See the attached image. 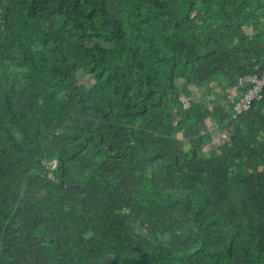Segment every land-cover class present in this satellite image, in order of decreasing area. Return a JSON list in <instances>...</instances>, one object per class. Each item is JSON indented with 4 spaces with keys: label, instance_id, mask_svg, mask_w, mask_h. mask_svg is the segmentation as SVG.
Wrapping results in <instances>:
<instances>
[{
    "label": "trees",
    "instance_id": "trees-1",
    "mask_svg": "<svg viewBox=\"0 0 264 264\" xmlns=\"http://www.w3.org/2000/svg\"><path fill=\"white\" fill-rule=\"evenodd\" d=\"M263 62L264 0H0V264H264Z\"/></svg>",
    "mask_w": 264,
    "mask_h": 264
},
{
    "label": "built area",
    "instance_id": "built-area-1",
    "mask_svg": "<svg viewBox=\"0 0 264 264\" xmlns=\"http://www.w3.org/2000/svg\"><path fill=\"white\" fill-rule=\"evenodd\" d=\"M255 69V73L238 78L235 86L239 91L238 96L235 94L232 100L224 105L230 118H235L237 115L246 112L254 101L263 97L264 62L262 67L256 66Z\"/></svg>",
    "mask_w": 264,
    "mask_h": 264
},
{
    "label": "rangeland",
    "instance_id": "rangeland-1",
    "mask_svg": "<svg viewBox=\"0 0 264 264\" xmlns=\"http://www.w3.org/2000/svg\"><path fill=\"white\" fill-rule=\"evenodd\" d=\"M91 82V78L88 74H84V73H79V83L80 84H84V85H89ZM206 89H209V86L206 85ZM179 87H182V85H179ZM211 91H214L216 93L221 94V98L218 97L219 102H221L220 104L222 106L228 104L233 96L235 95V93L232 91L230 92L228 89H225L224 86L222 84L220 85H216V86H212L211 87ZM216 97V94H207V93H202L199 96L198 101L195 102L194 106L201 108V109H205L207 106H209L212 102H213V98ZM210 130H213V143L214 146H205L202 150V154L204 156H208L211 155L213 153H218L219 152V146L220 143L222 142V139L224 137V131L218 129L216 126H214V123L211 124V126L209 127ZM224 228L222 227V225H220L219 223H215V225L211 226L210 230H209V234L211 235H219L221 233H223Z\"/></svg>",
    "mask_w": 264,
    "mask_h": 264
},
{
    "label": "crops",
    "instance_id": "crops-1",
    "mask_svg": "<svg viewBox=\"0 0 264 264\" xmlns=\"http://www.w3.org/2000/svg\"><path fill=\"white\" fill-rule=\"evenodd\" d=\"M235 94H237V93H235Z\"/></svg>",
    "mask_w": 264,
    "mask_h": 264
}]
</instances>
